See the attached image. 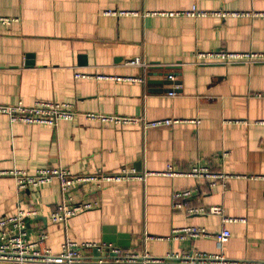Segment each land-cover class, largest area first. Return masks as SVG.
Listing matches in <instances>:
<instances>
[{"label": "crops", "instance_id": "1", "mask_svg": "<svg viewBox=\"0 0 264 264\" xmlns=\"http://www.w3.org/2000/svg\"><path fill=\"white\" fill-rule=\"evenodd\" d=\"M192 9L209 15L158 14ZM0 18L13 20L0 23V105L68 103L79 114L55 127L13 124L0 114V173H153L74 188V202L99 207L60 224L49 220L62 202L57 182L21 194L13 177L0 175V219L36 211L28 240L46 232L43 246L53 254L71 240L158 258L222 253L264 264V63L197 59L218 51L263 54L264 0H0ZM135 59L145 65H127ZM89 113L140 122L115 126L89 121ZM163 120L180 123L145 128V121ZM195 165L210 176L159 175L168 166L188 173ZM185 190L193 196L175 207L174 194ZM200 206L221 207L223 216L188 213ZM188 228L210 237L180 232ZM224 229L231 237L219 245L215 236Z\"/></svg>", "mask_w": 264, "mask_h": 264}, {"label": "built area", "instance_id": "2", "mask_svg": "<svg viewBox=\"0 0 264 264\" xmlns=\"http://www.w3.org/2000/svg\"><path fill=\"white\" fill-rule=\"evenodd\" d=\"M112 14V13H108ZM116 13H114L115 15ZM126 13H120L123 15ZM168 17H206L207 12L192 9L183 13H158ZM222 17L228 16L227 13L219 14ZM12 19L0 18V23L9 25ZM197 59L211 61V63L229 64H257L264 63V53H229L218 51L215 53H200ZM129 66L145 65L140 59L127 62ZM76 78H87V75L77 74ZM171 80L173 76L169 77ZM120 81L123 79L115 78ZM135 81V79H130ZM178 85L176 90H178ZM177 91H171L170 95L175 96ZM0 114L9 118L11 123H23L27 125H45L55 127L60 121H73L79 115L72 104L56 102H37L33 106H25L22 103L11 106L0 105ZM84 117L89 121H97L104 124H113L115 126L137 125L140 120L128 117H118L112 115L86 114ZM180 121L163 120L152 123L145 121V128L170 127ZM148 173L147 175H152ZM8 175L15 179L18 191L23 194L30 188H40L43 185L57 182L62 193V202L50 214L49 220L52 224L65 223L68 219L77 215L86 213L99 207L98 201L89 203L74 202L72 190L83 185H93L96 188H102L108 184L127 183L134 180H143L145 176L139 175L135 170L122 169L119 173L106 172L104 169H86L82 173L73 174L68 170L61 168H41L34 173L24 170H12L0 173ZM155 175V174H154ZM168 177H189L202 178L210 176L209 171L199 165H195L188 173L175 172L172 166H168L164 173ZM220 180L227 177L219 175ZM193 190L179 191L174 194L176 201L175 207L181 208L179 201L190 199L193 196ZM191 215H219L223 216L221 207H194L189 208ZM38 215L36 211L19 210L15 215L0 219V262L8 264H253L250 262L231 261L221 254H203L191 252L190 254H174L166 257H153L148 254L138 255L136 253L125 252L109 244L98 243H77L67 240L61 247L59 254H53L49 249L43 246L48 238L46 232L39 234L38 241L31 243L28 240L27 222L29 219ZM224 222H234L231 219L223 217ZM183 234H189L192 237H210L205 229L188 228L180 231ZM231 233L224 229L215 236L219 245H224L230 240Z\"/></svg>", "mask_w": 264, "mask_h": 264}, {"label": "water", "instance_id": "3", "mask_svg": "<svg viewBox=\"0 0 264 264\" xmlns=\"http://www.w3.org/2000/svg\"><path fill=\"white\" fill-rule=\"evenodd\" d=\"M172 75H170V76H168V77H171ZM170 82H172L171 80H170ZM178 84V83H177Z\"/></svg>", "mask_w": 264, "mask_h": 264}]
</instances>
